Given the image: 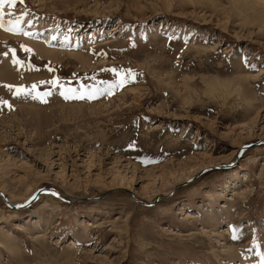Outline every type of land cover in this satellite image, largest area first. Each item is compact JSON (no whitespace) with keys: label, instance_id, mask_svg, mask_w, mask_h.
Instances as JSON below:
<instances>
[{"label":"rangeland","instance_id":"374dc122","mask_svg":"<svg viewBox=\"0 0 264 264\" xmlns=\"http://www.w3.org/2000/svg\"><path fill=\"white\" fill-rule=\"evenodd\" d=\"M0 26V264H264V0H15Z\"/></svg>","mask_w":264,"mask_h":264},{"label":"bare ground","instance_id":"6f19581e","mask_svg":"<svg viewBox=\"0 0 264 264\" xmlns=\"http://www.w3.org/2000/svg\"><path fill=\"white\" fill-rule=\"evenodd\" d=\"M41 23V22H40ZM40 23H39V25H38V28H39V26H42V25H44L43 24V22L41 23L42 25H40ZM24 26V25H23ZM3 27L2 26H0V40H2V39H4V40H6V38H8V35L10 36V34H8V33H6V31L4 30V29H2ZM43 28V27H42ZM44 33V32H43ZM46 36V35H45ZM2 43V42H1ZM38 51H39V53L41 54V55H47V56H49L50 58H52V59H54V60H57L58 59V57L56 56V55H54V54H50V53H48L47 51L45 52L43 49H38ZM12 73L9 71V69L7 68V65L6 66H1L0 67V76H3L4 78H7V79H10L11 81H13V82H18L19 81V78L18 77H15V76H12L11 75ZM42 105H44L45 106V104H43V103H41ZM41 104H37V105H30V107H28V112H31V114H32V117L34 118V119H36V121L38 120V118H39V116L41 117L42 116V119H45V117H44V113L46 114V111L43 109V112L42 111H40L41 109H40V107H38V105L40 106ZM25 105V104H24ZM24 107V106H23ZM47 108V107H46ZM45 108V109H46ZM50 108V107H49ZM53 108V107H52ZM34 109H37V110H34ZM40 109V110H39ZM32 110V111H31ZM50 111V110H49ZM52 111H53V109H52ZM41 112L43 113V114H41ZM56 113H57V110L55 111V115H56ZM47 114H48V111H47ZM49 115H50V112H49ZM49 115H47L48 117H49ZM54 117V116H53ZM55 119V118H54ZM35 121V122H36ZM42 122V120L40 121V123ZM45 122V121H44ZM38 124V123H37ZM41 125V124H40ZM38 126V125H37ZM88 152H91V150H90V148H89V150H88ZM119 184V186H125V187H129V188H131L132 189V186H130V185H127V184H125V183H123L122 181H113V182H111L110 184H108V186L107 187H113V186H115V185H118ZM118 186V187H119ZM106 187V188H107ZM104 188V187H103ZM0 189L1 190H3V189H5L3 186H1L0 185ZM51 191V190H50ZM44 192L45 193H47V190H44ZM60 194V193H59ZM58 193H56V192H52V195H55L57 198H62L63 197V195L61 194V195H59ZM12 206V205H11Z\"/></svg>","mask_w":264,"mask_h":264},{"label":"snow or ice","instance_id":"6c2138e0","mask_svg":"<svg viewBox=\"0 0 264 264\" xmlns=\"http://www.w3.org/2000/svg\"><path fill=\"white\" fill-rule=\"evenodd\" d=\"M4 2L15 3V0H0V4H2Z\"/></svg>","mask_w":264,"mask_h":264},{"label":"water","instance_id":"95a60500","mask_svg":"<svg viewBox=\"0 0 264 264\" xmlns=\"http://www.w3.org/2000/svg\"><path fill=\"white\" fill-rule=\"evenodd\" d=\"M134 197H136V196H134Z\"/></svg>","mask_w":264,"mask_h":264}]
</instances>
